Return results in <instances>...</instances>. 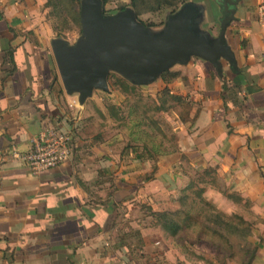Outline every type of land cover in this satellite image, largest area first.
<instances>
[{
    "label": "crops",
    "instance_id": "0c3cea01",
    "mask_svg": "<svg viewBox=\"0 0 264 264\" xmlns=\"http://www.w3.org/2000/svg\"><path fill=\"white\" fill-rule=\"evenodd\" d=\"M46 2L0 0V264L9 263L5 252L11 253V264H141L125 254L129 246L122 242L113 202L142 203L146 194L156 201L145 192L148 181L181 191L194 177L192 171L208 167L216 169L223 188L237 193L256 217L251 238H258L254 264H264V0L236 4L225 35L235 63L223 58L221 72L229 86L240 85L237 101L227 97L218 74L212 78V69L197 65L199 74L193 81L172 86L180 95L190 92L194 102L189 116L195 117L193 126L179 119L178 150L160 156L156 170L150 160L136 159L135 149L127 158L106 156L108 169L120 173L121 191L111 201L101 194L100 204L79 183L92 186L93 163L96 174L104 166L99 157L93 161V152L99 150L93 135L89 144L80 141L87 145L75 149L58 168L35 173L13 157L14 151H28L47 125L67 129L66 101L69 106L77 102V123L82 117L79 94L66 93L56 62L50 59ZM212 9L222 17L224 6L218 0H212ZM202 13L206 16L205 10ZM209 189L216 190L208 186L205 191ZM179 205L180 198L155 211Z\"/></svg>",
    "mask_w": 264,
    "mask_h": 264
},
{
    "label": "rangeland",
    "instance_id": "374dc122",
    "mask_svg": "<svg viewBox=\"0 0 264 264\" xmlns=\"http://www.w3.org/2000/svg\"><path fill=\"white\" fill-rule=\"evenodd\" d=\"M218 1L223 8L225 0ZM66 2L71 12L68 15L67 23H65L63 15L57 16L55 14L57 10L53 7L46 6L47 9L44 8V21L47 23L45 33L48 37L52 63H55V58L51 41L61 37L72 44L81 36L82 32L81 21L78 23L75 18V13L81 11L80 2L82 0H66ZM172 3L173 6L164 7L158 11L145 12L137 16L138 20L147 27L152 37L164 34L168 27L167 21L176 14L178 15L185 5L190 4L196 11L192 14L191 19H187L180 30L181 36L194 38L203 36L205 32L209 41L213 42L217 38L225 12L222 10V17L217 16L212 9V0L186 2L177 9L174 6L176 2L173 1ZM122 6H127V9L133 10L130 6V0H112L106 5V13L115 15ZM201 10L206 11V16ZM133 12L135 13L134 10ZM59 28L62 29H60L62 31L60 35L58 34ZM219 61L226 60L220 59ZM197 65H205L207 69H212L213 75L216 76L217 72L214 65L199 56H193L185 64L171 66L163 78L160 74L141 84H133L120 74L111 71L108 76V89L106 91L95 89L91 96L87 97L84 103H81L78 114L82 117L79 123L74 118L77 102L72 100V106H69L66 101L64 111L67 116L64 127L75 133L74 136L70 132L73 135L74 150L92 142L91 135H93V145L99 148L93 152V161L99 160L98 157L103 159L106 156L113 160L120 155L122 158L124 156L127 158L131 155V150L136 149L145 157H150L151 159L148 160L153 163L154 167L156 164L154 159L159 158L161 152L172 151L176 148L179 140L177 133L179 119H188L187 113L194 106L190 92L187 95H180L169 91H172V86L183 80L186 82L193 81V78L199 74ZM165 85L169 90L165 89ZM73 94L78 95V93ZM111 104L115 105L111 106ZM84 122L87 124L85 125ZM82 140L87 141V143H81ZM101 142L106 143L100 145ZM75 143H79L77 147H75ZM93 164L92 189L95 198L96 193L99 196V193L106 195L112 191L118 183L117 177H120V173L117 175V172L114 174L110 170L104 171L106 168L101 167L97 168L99 171L96 174L95 167L97 164ZM192 174L194 179L198 173L192 171ZM150 178L147 176V180ZM167 184L169 185V182ZM196 185L194 189L188 192L191 197L184 206L187 218L185 221L182 220L185 214L178 217L183 228L177 236L171 235L156 224L154 225L153 212L163 205L166 207L168 202L175 203L182 196V190L161 185L158 181H148L145 192L150 193L156 201L149 200L146 194L147 200L142 203L134 201L115 203L116 208H118L115 221L119 224L118 228L121 235L125 236L124 243L129 246L125 249L126 256L132 255L141 264L245 263L246 257L239 249L241 240L233 235L222 237L214 234L203 224L204 211L209 207L196 197L195 192L202 187V184L201 186ZM97 195L96 197H98ZM202 197L213 205L215 213L225 212L227 216L230 215L229 217L234 214L247 216L249 225L257 222L256 217L248 210L247 202L240 197L236 196L237 200L230 199L225 194L218 193L213 189L205 191ZM251 238L252 235L249 239L257 245L258 238H253L255 242Z\"/></svg>",
    "mask_w": 264,
    "mask_h": 264
},
{
    "label": "water",
    "instance_id": "95a60500",
    "mask_svg": "<svg viewBox=\"0 0 264 264\" xmlns=\"http://www.w3.org/2000/svg\"><path fill=\"white\" fill-rule=\"evenodd\" d=\"M239 1L225 0L221 30L211 42L205 32L200 37L181 36L180 30L196 11L190 4L167 21L164 34L152 37L133 10L106 16L101 0H82L81 36L72 44L61 37L51 41L66 93H78L80 103H84L95 89H108L111 71L133 84H141L175 64H185L193 56L212 62L221 76L220 58L231 65L235 63V55L225 42V33Z\"/></svg>",
    "mask_w": 264,
    "mask_h": 264
},
{
    "label": "trees",
    "instance_id": "16d2710c",
    "mask_svg": "<svg viewBox=\"0 0 264 264\" xmlns=\"http://www.w3.org/2000/svg\"><path fill=\"white\" fill-rule=\"evenodd\" d=\"M101 1H102L101 7H102L103 14L106 16H109V14L106 13L105 8H106V5L109 2H111L112 0H101ZM173 1L176 2L174 6H176V9H177L183 3L190 2V1H196V0H130V6L135 11V15H136V18L138 20L137 16H139L142 13L158 11V10L163 9L164 7L173 6V3H172ZM80 5H81V2H80ZM46 6H51L54 9H56L57 12L55 14L57 16L63 15L65 17V23H67L68 15L71 14V12L67 7L66 0H47ZM61 6H62V8H61ZM126 7L127 6H122L118 10L123 11V10L127 9ZM59 8H61V9H59ZM60 10H62V11H60ZM75 18H76V22L80 23V11L79 12L77 11L75 13ZM220 27H221V24H220ZM60 29L61 28H59V30H58L59 35L62 34V31H61L62 29L61 30ZM226 32H227V30H226ZM225 35H226V33H225ZM241 44L243 47H245L246 42L243 40V41H241ZM234 55H235V53H234ZM205 61L207 62V60H205ZM208 62H210V61H208ZM210 63H212V62H210ZM212 65H214V64L212 63ZM214 67H215V65H214ZM215 69H216V67H215ZM168 70L164 71L161 74V78H163V76H165V74L167 73ZM232 71H234L236 74H238L236 69L233 68ZM216 72H217V69H216ZM217 74H218V72H217ZM210 75L212 78H216V76L213 75L212 71L210 72ZM219 77H221V80L223 81L222 88L225 92H227V97L235 100V96L237 94L236 92L239 89V87H237V86H240V85L238 83L234 82L235 85L233 87L229 86L228 83L226 82L223 74L221 76L219 75ZM165 89L169 90L167 85H165ZM169 92H172V91H169ZM235 101H237V100H235ZM114 105L115 104H111V106H114ZM191 110H192V108H191ZM191 110L187 113L188 119H183L180 117L179 118L183 122L191 121V124H192L191 126H193L194 121H195V117L192 119L189 118ZM177 150H178V145L172 151L161 152L160 156L174 153ZM73 153H74V145H73V135H72V155H73ZM135 158L139 159V160H141L142 158L143 159H151L150 157H145L142 153H137ZM102 160H103V165L105 166V167L104 166H102V167L106 168V169H104V171H108L109 170L108 168H109L111 163H106V165H105L106 158H103ZM107 161L110 162L108 159H107ZM154 161L156 163L158 161V158H155ZM156 168H157V165L155 164L153 167V170L154 169L156 170ZM199 172H197L198 174L194 179L193 178L191 179V181L187 185V187L182 189V191H181L182 196L180 197V205L177 209H174V210L173 209H167V210L160 211V212H156V211L153 212L154 225L156 224L157 226L161 227L163 230L169 232L171 235L177 236L182 231V228H183L182 224H181V220H178V217H180L181 214H185L184 215L185 217L182 220L185 221V219L187 218V212L185 211L184 206H185V204H187V202L189 201V199L191 197L188 195V192L190 190L194 189V187L197 186L196 184H199L200 186L202 184V187H200L198 189V191L195 192V194H196V197L201 202H204V204H206L209 207V209L204 211V214H203L204 222H203V224L205 225L206 228L211 230L214 234H218L222 237H225L227 235L228 236L233 235V236L237 237L239 240H241L239 243V249L244 253V255L246 257L244 264H254V259H255V256L257 254V251H258V246L256 244H253L249 239L252 235V225H249L247 220L242 215H239V214H234V215H231L232 217H229L230 215L227 216L225 212L215 213L213 205L202 197L203 193L205 192V190L208 186H211L212 188L218 190L222 194H225L230 199L233 198V199L237 200V197H239V195L235 192L229 193L226 189L223 188V186L221 185V182L218 178L217 171L215 168L208 167V168H205L203 171H199ZM79 183L88 192L93 193V189H92L93 185L88 186L84 182H82L81 180L79 181ZM120 191H121V186L119 185V182H118V183H116L115 188L107 194V198H109L108 200L111 201L112 199H114V200L116 198L118 199L119 196L117 194L120 195ZM99 194L101 195V193H99ZM96 195H97V193H96ZM96 195H94L96 199L93 197L95 199L94 202H96V204H100L101 203L100 199H102L103 196L97 195L98 197H96ZM109 201H108V203H110ZM115 203H118V202H113L112 207H114V208H116ZM102 204H104L106 206V202H103ZM116 210H118V208H116ZM226 217H228V218H226ZM121 237H123V239H124L125 236H121ZM121 240H122V238H121ZM122 242H124V241H122ZM4 257L9 262V263L8 262L7 263L11 264V262H12L11 261V257H12L11 253L5 252Z\"/></svg>",
    "mask_w": 264,
    "mask_h": 264
},
{
    "label": "built area",
    "instance_id": "2783aa9c",
    "mask_svg": "<svg viewBox=\"0 0 264 264\" xmlns=\"http://www.w3.org/2000/svg\"><path fill=\"white\" fill-rule=\"evenodd\" d=\"M13 157L35 173L57 168L72 157V135L58 125H47L28 151H14Z\"/></svg>",
    "mask_w": 264,
    "mask_h": 264
}]
</instances>
